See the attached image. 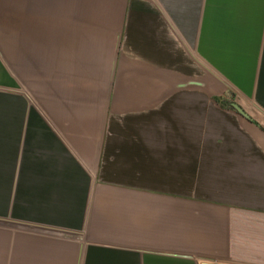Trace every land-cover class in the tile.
Here are the masks:
<instances>
[{
  "label": "crops",
  "instance_id": "1",
  "mask_svg": "<svg viewBox=\"0 0 264 264\" xmlns=\"http://www.w3.org/2000/svg\"><path fill=\"white\" fill-rule=\"evenodd\" d=\"M204 260L264 264V0H0V264Z\"/></svg>",
  "mask_w": 264,
  "mask_h": 264
},
{
  "label": "water",
  "instance_id": "2",
  "mask_svg": "<svg viewBox=\"0 0 264 264\" xmlns=\"http://www.w3.org/2000/svg\"><path fill=\"white\" fill-rule=\"evenodd\" d=\"M231 105L239 114L248 118V115L246 114V112L236 102H232ZM200 264H231V263L204 260V261H201Z\"/></svg>",
  "mask_w": 264,
  "mask_h": 264
},
{
  "label": "rangeland",
  "instance_id": "3",
  "mask_svg": "<svg viewBox=\"0 0 264 264\" xmlns=\"http://www.w3.org/2000/svg\"><path fill=\"white\" fill-rule=\"evenodd\" d=\"M62 237H68V236H64V235H62ZM62 239H65V241H70V242H76V241H79V238H77V237H74V236H71V237H69V238H62ZM78 244V243H77ZM78 247V246H77ZM79 248V247H78ZM80 250L79 249H77L76 250V253L78 254V252H79ZM79 264V263H78Z\"/></svg>",
  "mask_w": 264,
  "mask_h": 264
}]
</instances>
